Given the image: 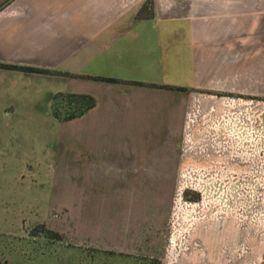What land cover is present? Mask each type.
<instances>
[{"label":"rangeland","instance_id":"obj_1","mask_svg":"<svg viewBox=\"0 0 264 264\" xmlns=\"http://www.w3.org/2000/svg\"><path fill=\"white\" fill-rule=\"evenodd\" d=\"M47 79L67 83V77ZM199 94L176 93L171 114L145 113L133 129L115 132L104 131L103 120L93 112L73 121L56 118V112L62 117L67 109L66 100H54L56 94L51 104L32 107L48 111L45 118H27V105L20 104L23 114L4 116L0 264H185L186 254L187 264H199L196 230L216 222L238 231L234 248L241 260L260 264L264 176L256 159L238 156L213 131L214 121L228 110V94L207 101L202 95L188 103L190 95ZM254 98L261 113L264 99ZM202 175L229 184L238 179L239 197L223 206L203 199ZM196 208L193 225L185 214ZM254 209L255 215H248ZM238 211L245 216L238 217ZM42 223L63 240L30 236Z\"/></svg>","mask_w":264,"mask_h":264},{"label":"crops","instance_id":"obj_2","mask_svg":"<svg viewBox=\"0 0 264 264\" xmlns=\"http://www.w3.org/2000/svg\"><path fill=\"white\" fill-rule=\"evenodd\" d=\"M145 1L0 0V63L182 86L200 93L189 104L202 95L264 99V0H155V15L137 18ZM65 92L93 95L96 107L76 119L93 112L110 132L133 129L146 114H171L175 94L186 93L0 68V120L23 114L19 104L27 105V118H45L48 111L32 107ZM196 231L199 264H251L236 254L233 226L200 224Z\"/></svg>","mask_w":264,"mask_h":264},{"label":"built area","instance_id":"obj_3","mask_svg":"<svg viewBox=\"0 0 264 264\" xmlns=\"http://www.w3.org/2000/svg\"><path fill=\"white\" fill-rule=\"evenodd\" d=\"M224 99L227 100L228 110L214 121L213 131L216 133L215 135L226 139V147L230 148L238 156L241 153H247L253 161L256 159L255 161H258L261 173L264 176V111L261 113L255 111L256 100L251 96L227 95ZM188 178H191L190 180L197 179L191 174H189ZM198 179L203 182V190L200 191L202 198L216 200L221 206L224 203L228 205L231 200L237 199L242 190V183L238 179H234L231 184L222 179H217L213 182L208 178V175L199 176ZM221 186L224 190L218 193ZM217 195L225 197L223 202L216 197ZM199 197L200 195L198 194ZM191 210H193V214L197 215L193 216V219L188 222L194 225V220L199 215L196 212L197 208ZM217 211V209L214 210V212ZM226 211L230 210L226 208ZM250 214L255 215V209L248 213V215ZM237 216L242 218L245 214L238 211Z\"/></svg>","mask_w":264,"mask_h":264},{"label":"trees","instance_id":"obj_4","mask_svg":"<svg viewBox=\"0 0 264 264\" xmlns=\"http://www.w3.org/2000/svg\"><path fill=\"white\" fill-rule=\"evenodd\" d=\"M155 15V0H146L139 11L137 12V18H152ZM0 68L4 69H13L19 70L26 73H37V74H44V75H64L70 77H79L84 79H90L98 82L104 83H111V84H120L126 83L136 86H143V87H155L164 90L170 91H178V92H186L188 88L182 86H174V85H167V84H155V83H145L142 81H128L122 80L114 77L108 76H99V75H78L72 74L69 72H62V71H55L51 69H45L40 67L34 66H25V65H18V64H7V63H0ZM61 98L62 100H66L67 102V109L63 116L61 117L58 112L55 113V117L59 118L60 120L70 121L79 117H82L86 114L89 110L93 109L97 105L96 98L93 95L87 93H57L54 96V100H58ZM30 236L33 237H43L49 240H58L62 241L63 236L50 228H47L45 224H38L33 227L30 232Z\"/></svg>","mask_w":264,"mask_h":264},{"label":"bare ground","instance_id":"obj_5","mask_svg":"<svg viewBox=\"0 0 264 264\" xmlns=\"http://www.w3.org/2000/svg\"><path fill=\"white\" fill-rule=\"evenodd\" d=\"M192 216H193V213L192 212H189V213L185 214V218H186L187 221L191 220L192 219ZM174 240L175 239H173V241Z\"/></svg>","mask_w":264,"mask_h":264}]
</instances>
